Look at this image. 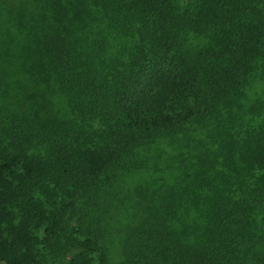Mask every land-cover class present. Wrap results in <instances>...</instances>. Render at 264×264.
<instances>
[{"label":"trees","instance_id":"16d2710c","mask_svg":"<svg viewBox=\"0 0 264 264\" xmlns=\"http://www.w3.org/2000/svg\"><path fill=\"white\" fill-rule=\"evenodd\" d=\"M255 72L264 0H0V264H264Z\"/></svg>","mask_w":264,"mask_h":264},{"label":"rangeland","instance_id":"374dc122","mask_svg":"<svg viewBox=\"0 0 264 264\" xmlns=\"http://www.w3.org/2000/svg\"><path fill=\"white\" fill-rule=\"evenodd\" d=\"M12 19V17H11ZM11 22H13V31H17V29L19 30H23V29H20L19 27H17L16 25V22H15V19H12ZM16 28V29H15ZM24 31V30H23ZM17 35V34H16ZM18 36V35H17ZM27 37V35H21L17 38V41L16 43L19 45L21 44V42H23L24 40ZM20 79V78H19ZM17 80V78H16ZM15 87V85H14ZM16 88V87H15ZM20 93V92H18ZM245 94H246V97L249 98L250 100H254V99H257V98H264V74H261L260 72H255V76L254 78L252 79L250 85H248L245 89ZM144 175L143 179L139 178V175L134 176V178L131 177V181H128L130 184H134L136 181H148L150 179V176H148L147 178L146 177V174L142 173ZM125 178L124 175H121L120 176V179H123ZM129 178V177H127ZM152 178V176H151ZM123 188L125 187L124 186V183L122 184ZM122 189V188H121ZM126 190V188H125ZM123 214V212H121V215ZM120 219L122 220V223L126 221V219L124 217H120ZM118 226V225H117ZM114 244H116V241L114 242ZM111 248V251L110 253L114 256V257H117L119 255L118 253V248L116 247V245H114L113 247H110Z\"/></svg>","mask_w":264,"mask_h":264}]
</instances>
